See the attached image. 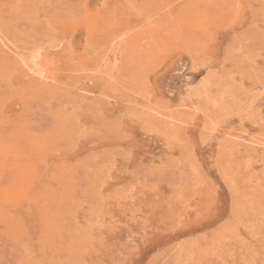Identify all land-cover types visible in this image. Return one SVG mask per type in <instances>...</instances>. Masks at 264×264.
I'll list each match as a JSON object with an SVG mask.
<instances>
[{"label":"rangeland","instance_id":"obj_1","mask_svg":"<svg viewBox=\"0 0 264 264\" xmlns=\"http://www.w3.org/2000/svg\"><path fill=\"white\" fill-rule=\"evenodd\" d=\"M0 264H264V0H0Z\"/></svg>","mask_w":264,"mask_h":264},{"label":"bare ground","instance_id":"obj_2","mask_svg":"<svg viewBox=\"0 0 264 264\" xmlns=\"http://www.w3.org/2000/svg\"><path fill=\"white\" fill-rule=\"evenodd\" d=\"M170 23V22H169ZM171 24V23H170Z\"/></svg>","mask_w":264,"mask_h":264}]
</instances>
